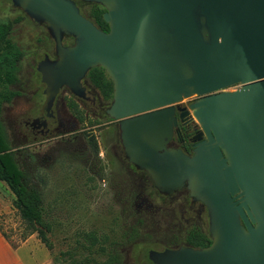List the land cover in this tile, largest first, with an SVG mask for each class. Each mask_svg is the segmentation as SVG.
<instances>
[{
  "label": "water",
  "instance_id": "95a60500",
  "mask_svg": "<svg viewBox=\"0 0 264 264\" xmlns=\"http://www.w3.org/2000/svg\"><path fill=\"white\" fill-rule=\"evenodd\" d=\"M88 1L105 8L108 31L73 0H12L55 42L57 57L37 64L41 111L62 86L81 95L86 72L104 68L113 82L106 113L119 121L129 161L160 191L186 185L208 208L210 245L150 250L149 259L264 264V0ZM195 95L191 113L205 138L189 155L169 144L174 105Z\"/></svg>",
  "mask_w": 264,
  "mask_h": 264
},
{
  "label": "rangeland",
  "instance_id": "374dc122",
  "mask_svg": "<svg viewBox=\"0 0 264 264\" xmlns=\"http://www.w3.org/2000/svg\"><path fill=\"white\" fill-rule=\"evenodd\" d=\"M81 7L85 12L89 5ZM0 19L12 22L11 39L24 54L18 82L9 86L19 93L3 104L0 120L20 168L43 194L45 218L52 226L45 233L51 244V249L45 246L51 263L112 264L117 252L120 264H152L149 249H161L175 239L179 243L193 223L206 228L204 209L191 205L185 191L170 199L161 198L143 173L119 165L116 160L122 155L117 129H112L111 137L104 134L90 111L78 128L89 131L85 135L96 139L99 152L107 151L116 161L113 166L103 159L98 161L89 138L81 134L70 135L63 129L50 137L32 139L30 128L22 121L36 115L44 100L45 86L35 67L45 51L53 55V41L46 28L12 0H0ZM236 87L239 85L224 90ZM67 96L65 89L57 95L54 109L58 114L64 113ZM103 141H110L105 149ZM131 227L138 231L133 242L126 241ZM0 229L14 245L26 239L41 242L37 231L27 233L29 227L14 205V196L1 180ZM84 233H92L94 241L85 240Z\"/></svg>",
  "mask_w": 264,
  "mask_h": 264
},
{
  "label": "flooded vegetation",
  "instance_id": "af4514ba",
  "mask_svg": "<svg viewBox=\"0 0 264 264\" xmlns=\"http://www.w3.org/2000/svg\"><path fill=\"white\" fill-rule=\"evenodd\" d=\"M73 1L76 4V6L79 8L80 13L83 14L84 16H86V11L85 12L83 11V9L81 7L82 4L83 5H89V8L87 10H89L94 4H99V3H96L93 1H88V0H73ZM34 22L38 25H43L46 28V25L44 23H38L36 21H34ZM108 29H109V26L107 27V30H104V31H108ZM46 30H47V28H46ZM47 32H48V30H47ZM48 36L53 41V55L50 56V53L45 51L43 53L42 58H40L38 60V62L41 61L42 59H44L46 56L50 60H54L57 57L54 39L51 37L49 32H48ZM73 42H74V38L72 36L64 35L62 38V44L65 46L72 45ZM18 48L22 53L20 60H19V64H20V61L22 60L24 54H23L22 50L20 49V47H18ZM38 62H37V64H38ZM37 64L35 67L36 70H37ZM88 71L86 72L85 76L81 79V86L83 88L81 95H76V94L72 93L68 87L62 86L59 89L58 93L56 94L54 100L52 101V103L48 109H44L43 111H41L42 104L45 100V97H44V100H43L40 108L38 109L37 114L36 115L34 114L32 117H26L25 119H23V121H22L23 125L30 128V133H31L32 139L37 140L38 138L50 137L54 133H56L60 130H63V129L68 131L70 135L71 134H77V135L81 134V136L83 138H85V137H87V139L89 138L88 140H90V144L94 147L95 154L98 155V157H97L98 161L100 159H103V160L107 161V163L109 165H112V166L117 161L120 166H124L126 169L134 168L136 171L143 173L146 176L147 180L150 182L151 186L153 187V190L161 198L170 199V198L175 197V195L185 191L187 193V197H188L191 205L197 204V205H199V207H202L204 209L205 214H206V218H207V227L206 228H204L198 224L193 223L186 230L184 237L182 238V240L179 243H176V241H177L176 239L171 240L170 244L165 245L161 249H149L148 253L150 250H156V251L160 252V251H164L166 249H177L181 246L191 247V248H203V247H207L208 245H210L212 242V237H211L210 231H209L210 218H209L207 205L204 202H202L201 200L194 198L190 194V190L188 189V187L186 185H183L180 189L174 190L171 193L160 191L157 187H155L150 174L146 170L138 168L136 165H134L132 162L129 161L128 157L125 154L124 147H123L121 140H120L119 121L111 118L106 113V109L109 107V105L112 101L113 89H112L111 97H109V98L104 97L102 95V93L100 92L99 88L87 76ZM39 77L41 80V75ZM234 85H239V84H234ZM234 85H232V86H234ZM44 86H45V84H44ZM112 87H113V82H112ZM236 88H234V89H236ZM63 89L67 90V92H68V96L66 97V99L63 100V106L65 109V111L64 110L63 111L66 114H64V113L58 114L54 109V105L57 104V102H56L57 95ZM17 92L19 93V91H17ZM18 93L16 95H18ZM15 96H13V97H15ZM199 98H200V96H198V95L188 97L186 101H183L184 98H182L178 103H176L174 105V115L176 117V125L173 127V136H172V140L170 141L169 145L174 146V147H179L185 153H187L189 155L192 154L193 145H194V143H196L198 141V136H200L201 139L205 138V133L202 132V129L199 126V124H197L193 120L194 117L192 116V113H191L192 109L190 108V104ZM89 111L91 112V114L96 116V120L98 121L96 127L100 128L101 130H105L104 134H108L109 137H111V133L113 132L112 129H115V130L117 129L116 130V132L118 131L117 132V136H118L117 141L119 142L122 156L121 157L118 156V159L116 161L110 159V157L107 156V151H105L103 153V152H99L97 150L96 139L94 137H89V135H85V133H89V131L86 132L85 129H79L78 128L79 127L78 123H81V121H85V117L88 116ZM80 118H82V119H80ZM113 126H114V128H113ZM194 137H195V139H193ZM109 143H110V141H107V142L103 141V147L102 148H104V149H105V147L107 148ZM132 228H134V227H131L130 229H132ZM208 238L210 239V243L208 245H203V243H205L206 239H208ZM134 240H128V238L126 237V241L133 242ZM148 253H147V256H148ZM151 263L155 264L152 261H151Z\"/></svg>",
  "mask_w": 264,
  "mask_h": 264
},
{
  "label": "trees",
  "instance_id": "16d2710c",
  "mask_svg": "<svg viewBox=\"0 0 264 264\" xmlns=\"http://www.w3.org/2000/svg\"><path fill=\"white\" fill-rule=\"evenodd\" d=\"M104 11L105 8L101 4H94L86 11V16L103 31L107 30L108 27V24L103 19ZM11 31L12 22L0 19V115L3 104L10 102L13 96L18 93L9 86L16 83L19 79V60L22 53L12 41L10 36ZM87 76L99 88L104 97H111L113 89L112 81L104 68L101 66L93 67L89 69ZM0 180L7 185L13 194L14 205L18 209L21 218L26 221L29 227L27 233L31 234L37 231L41 242L48 249H51V244L48 242L45 233L49 232L52 226L45 218L43 194L38 187L29 183L27 174L20 168L16 160V150L10 145L1 120ZM126 236L128 240H134L138 236L137 229H130ZM83 238L91 243L94 241L95 236L92 233H84ZM209 243L210 239L208 238L203 245H208ZM112 261V264H120V258L117 252L114 253Z\"/></svg>",
  "mask_w": 264,
  "mask_h": 264
},
{
  "label": "crops",
  "instance_id": "0c3cea01",
  "mask_svg": "<svg viewBox=\"0 0 264 264\" xmlns=\"http://www.w3.org/2000/svg\"><path fill=\"white\" fill-rule=\"evenodd\" d=\"M0 264H52L42 242L26 239L12 244L0 231Z\"/></svg>",
  "mask_w": 264,
  "mask_h": 264
}]
</instances>
